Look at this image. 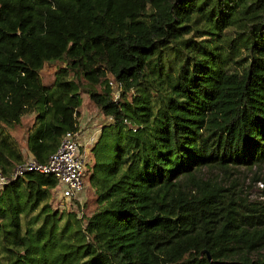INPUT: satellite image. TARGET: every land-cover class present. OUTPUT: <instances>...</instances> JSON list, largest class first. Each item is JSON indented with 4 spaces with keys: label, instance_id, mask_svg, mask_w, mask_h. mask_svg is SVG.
<instances>
[{
    "label": "trees",
    "instance_id": "16d2710c",
    "mask_svg": "<svg viewBox=\"0 0 264 264\" xmlns=\"http://www.w3.org/2000/svg\"><path fill=\"white\" fill-rule=\"evenodd\" d=\"M83 92L111 117L87 217L54 175H15L12 132L34 114L46 162ZM0 173V264H264V0H0Z\"/></svg>",
    "mask_w": 264,
    "mask_h": 264
},
{
    "label": "rangeland",
    "instance_id": "374dc122",
    "mask_svg": "<svg viewBox=\"0 0 264 264\" xmlns=\"http://www.w3.org/2000/svg\"><path fill=\"white\" fill-rule=\"evenodd\" d=\"M62 65H65V61L53 60L46 62L41 72L43 82L52 83L55 79L57 69ZM81 107H82L81 109L83 110V115L80 117V125L86 126L87 121L91 115L93 120L89 122V124L93 123L97 125L95 127L96 129L93 130L91 134L95 133L97 135V140H98L104 125L107 122L111 121V117L105 115L100 110V108L91 100V98L86 92H83V103ZM33 121H34V114H27L24 116L22 124L12 129L13 135L19 140L21 146L26 151L27 154L26 160L32 157L28 148V129L32 125ZM88 146L89 145L86 146V151L84 152L86 156L87 165H86V174H85L86 189L83 198L74 200L73 198L63 197L61 191L54 192V205L56 207H59L60 210L61 209L75 210V212L85 214L86 217L88 215H91V213L96 207V203H95L96 192L89 182V175L92 171L91 167L93 166V163L95 161V157L92 151L93 150L92 147L94 145H91L89 148ZM238 177H239V182L244 184L245 189L250 194V197L253 199L259 198V192L260 189L262 188V184L260 183V181H254L252 179L253 177L252 172L251 171L243 172L242 169L241 172L238 174Z\"/></svg>",
    "mask_w": 264,
    "mask_h": 264
},
{
    "label": "built area",
    "instance_id": "2783aa9c",
    "mask_svg": "<svg viewBox=\"0 0 264 264\" xmlns=\"http://www.w3.org/2000/svg\"><path fill=\"white\" fill-rule=\"evenodd\" d=\"M115 97H119V90L115 91ZM86 139V138H85ZM87 144H95L97 135L90 134ZM86 145L78 131H68L62 139L57 150L52 153L46 162L39 161L33 156L18 165L15 175H21L26 171H39L54 175L59 182V192L63 197L82 199L86 189ZM8 179L0 173V185Z\"/></svg>",
    "mask_w": 264,
    "mask_h": 264
},
{
    "label": "crops",
    "instance_id": "0c3cea01",
    "mask_svg": "<svg viewBox=\"0 0 264 264\" xmlns=\"http://www.w3.org/2000/svg\"><path fill=\"white\" fill-rule=\"evenodd\" d=\"M82 108V107H81ZM81 116L83 115V110L81 109ZM80 116V117H81ZM93 120V118H92V116L90 115V118L88 119V121H87V125L86 126H83V125H80V130L78 131L79 133H80V136H81V138H83V141H84V143H85V145L87 146L88 144H87V137L91 134V132L93 131V130H95L96 128V126L97 125H95V124H89V122H91ZM86 138V139H85ZM32 155V154H31Z\"/></svg>",
    "mask_w": 264,
    "mask_h": 264
},
{
    "label": "water",
    "instance_id": "95a60500",
    "mask_svg": "<svg viewBox=\"0 0 264 264\" xmlns=\"http://www.w3.org/2000/svg\"><path fill=\"white\" fill-rule=\"evenodd\" d=\"M209 257H211V256H209Z\"/></svg>",
    "mask_w": 264,
    "mask_h": 264
}]
</instances>
